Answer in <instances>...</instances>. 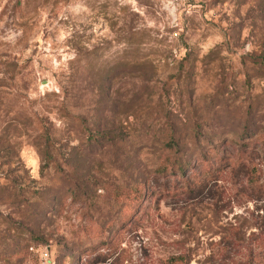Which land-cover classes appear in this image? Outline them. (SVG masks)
Here are the masks:
<instances>
[{
  "label": "rangeland",
  "instance_id": "obj_1",
  "mask_svg": "<svg viewBox=\"0 0 264 264\" xmlns=\"http://www.w3.org/2000/svg\"><path fill=\"white\" fill-rule=\"evenodd\" d=\"M0 264H264V0H0Z\"/></svg>",
  "mask_w": 264,
  "mask_h": 264
},
{
  "label": "trees",
  "instance_id": "obj_2",
  "mask_svg": "<svg viewBox=\"0 0 264 264\" xmlns=\"http://www.w3.org/2000/svg\"><path fill=\"white\" fill-rule=\"evenodd\" d=\"M203 159V160H208V156H207V153H204V154H201L199 157H196V159ZM190 166V162L189 161H186V162H181V163H178L176 162L174 165H173V168L171 169L169 167V164H160L159 168H157L158 171H161L160 173H170L169 171H174L176 170L178 174H183V172L185 171V169Z\"/></svg>",
  "mask_w": 264,
  "mask_h": 264
}]
</instances>
